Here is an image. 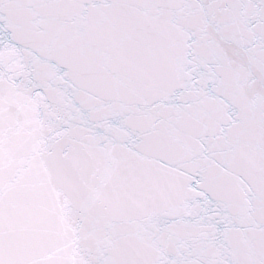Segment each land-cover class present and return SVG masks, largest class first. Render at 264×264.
Here are the masks:
<instances>
[{
    "label": "snow or ice",
    "instance_id": "obj_1",
    "mask_svg": "<svg viewBox=\"0 0 264 264\" xmlns=\"http://www.w3.org/2000/svg\"><path fill=\"white\" fill-rule=\"evenodd\" d=\"M0 264H264V0H0Z\"/></svg>",
    "mask_w": 264,
    "mask_h": 264
}]
</instances>
